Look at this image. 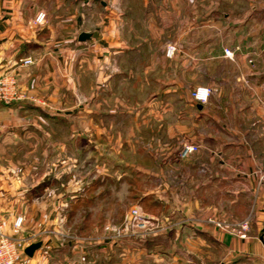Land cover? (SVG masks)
Here are the masks:
<instances>
[{"label": "crops", "instance_id": "1", "mask_svg": "<svg viewBox=\"0 0 264 264\" xmlns=\"http://www.w3.org/2000/svg\"><path fill=\"white\" fill-rule=\"evenodd\" d=\"M192 2L0 0V79L14 81L18 96L0 105V228L26 241L25 249L41 243L19 264H105L110 233L103 230L96 243L82 234L73 239L64 228L65 207L83 202L74 196V115H85L94 151L133 144L111 130L134 121L128 136L148 140L154 160L153 166L128 164L138 174L160 173V147L169 149L170 171L181 146L198 145L182 161L185 178L199 175L184 203L183 232L191 235L197 220L205 237L206 207H222V190H245L255 197L250 239L241 245L213 228L219 251L236 255L215 264H264V0H245V10L238 3L228 12L212 1L202 13L191 11ZM128 3L138 6L134 14ZM40 12L46 23L35 26ZM82 33L92 36L80 42ZM169 46L177 49L172 59L165 55ZM26 58L33 64L22 66ZM84 65L85 101L74 103ZM198 87L213 90L206 104L192 99ZM100 177L88 190L104 184ZM176 190L168 189L167 202L175 203Z\"/></svg>", "mask_w": 264, "mask_h": 264}, {"label": "rangeland", "instance_id": "2", "mask_svg": "<svg viewBox=\"0 0 264 264\" xmlns=\"http://www.w3.org/2000/svg\"><path fill=\"white\" fill-rule=\"evenodd\" d=\"M212 1L220 3L221 11L228 12L238 3L240 5L238 10L246 9L245 0H238L240 2L234 5H231L230 0H193L190 5L191 11L202 13ZM126 7L127 13L131 15L138 6L134 7L133 3H128ZM191 38H194V35ZM86 67L84 65L78 72L80 81L75 82L77 85L75 88L79 90V94L76 93L77 98L74 94V103H78V99L80 102L85 101L81 94L86 92L89 83ZM76 116L74 115V122L78 124V128L74 130L73 146L74 196H80L83 202L74 204L71 211L69 207H65L62 212L64 228L73 239L74 236L82 234L88 238L94 237L90 238V241L96 243L95 238L102 235L103 230L110 233L112 235L110 249L103 255L105 264H215L220 259L224 263H229L236 255L224 250L219 251L220 240L212 236V231L216 229L223 236H228L241 245L250 239L252 206L255 204V197L250 193H245V190L233 193L229 190L218 192L221 197L217 198V201L219 204L223 203L222 207H216V212L214 205L206 207V212H203L205 218H200L205 219V223L200 224L210 229L208 234L204 237L202 236L204 233H199L200 227L197 226L199 222L196 220L194 226L197 228L192 229L191 235H188L183 232L186 224L184 216L187 213L184 203L191 191V183L199 175L194 174L189 179L185 178L183 160L174 162L175 170L169 171L166 160L169 149L166 146L159 148L157 164L160 173L154 175L135 173V168L128 164L151 166L154 160H151L149 153L151 146L148 140L128 136V130L136 129L134 121L121 122L120 128L117 129L116 125L113 127L116 129L111 130L115 138L120 137L125 141L130 138L133 144L124 142L116 152L113 151L115 146L112 144L97 146L99 151H94L86 141L88 133L84 128L85 115L79 119H75ZM101 169H105V173ZM99 176L104 177V184L88 190L89 183L100 180L102 182ZM172 187L177 189L175 196L178 197L174 204L167 202V196L170 194L168 189ZM182 187L187 192L181 189ZM198 192H195L196 196ZM212 192L208 191L207 194L211 195ZM232 201L239 202L238 208L231 206ZM135 209L138 210L139 217L132 219L130 214ZM245 221L249 222V230L245 237L237 232H231L233 226ZM214 222L219 223L221 228Z\"/></svg>", "mask_w": 264, "mask_h": 264}, {"label": "built area", "instance_id": "3", "mask_svg": "<svg viewBox=\"0 0 264 264\" xmlns=\"http://www.w3.org/2000/svg\"><path fill=\"white\" fill-rule=\"evenodd\" d=\"M35 26H43L46 23V14L44 12H40L33 21ZM176 53V48L173 46H169L166 49V57L168 59H172ZM224 55L228 58L233 57V52L229 49L224 50ZM33 61L30 58H26L21 61L22 66L32 65ZM213 93L211 88L200 87L197 88L192 93V99L198 104H206ZM18 98L16 84L12 80H8L6 78L0 79V105H7L12 103ZM200 147L198 145L186 144L181 146L178 151V159L186 160L192 155L198 153ZM139 212L137 209L133 210L130 214L132 219H137ZM22 218L17 219L15 223V232H18V229L21 227ZM217 227L221 228L219 223H215ZM249 230V222L245 221L240 224L233 226L231 232L242 234V237H245V233ZM26 241L20 239H13L11 237L6 236L1 232L0 228V264H19L24 258V249Z\"/></svg>", "mask_w": 264, "mask_h": 264}, {"label": "water", "instance_id": "4", "mask_svg": "<svg viewBox=\"0 0 264 264\" xmlns=\"http://www.w3.org/2000/svg\"><path fill=\"white\" fill-rule=\"evenodd\" d=\"M91 36L92 35H90V34L82 33L79 36V41L80 42H86L91 38ZM40 246H41V243H33V244L29 245L24 251L25 255L32 258L34 256L35 252L40 248Z\"/></svg>", "mask_w": 264, "mask_h": 264}, {"label": "trees", "instance_id": "5", "mask_svg": "<svg viewBox=\"0 0 264 264\" xmlns=\"http://www.w3.org/2000/svg\"><path fill=\"white\" fill-rule=\"evenodd\" d=\"M98 182V181H97ZM96 184V183H95Z\"/></svg>", "mask_w": 264, "mask_h": 264}]
</instances>
